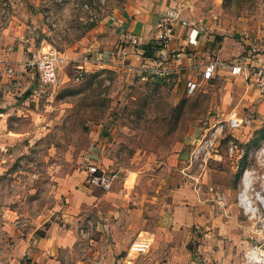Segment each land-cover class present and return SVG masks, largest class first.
Segmentation results:
<instances>
[{"label": "rangeland", "instance_id": "obj_1", "mask_svg": "<svg viewBox=\"0 0 264 264\" xmlns=\"http://www.w3.org/2000/svg\"><path fill=\"white\" fill-rule=\"evenodd\" d=\"M125 1L0 0V96H5L0 100L5 115L0 117V256L16 239L7 238L12 230L26 228L35 235L52 223H69L63 214L70 192H105L87 182L91 164L115 175L113 189L131 176L127 185L137 186L151 205L168 202L171 189L192 183L184 174L198 171L188 154L204 123L225 117L209 106L215 85L199 76L189 91L172 73L153 75L147 69L143 76L117 67H75L72 60L84 56L94 28L118 14ZM160 1L189 27L211 35V42L252 39L249 47L263 50L264 0ZM33 53L51 64L54 80L43 78L41 61L29 64ZM253 116L248 140H236L233 157L211 161L198 173L201 192L213 185L226 194L224 217L229 205L237 208L234 230L247 249L264 248V228L236 204L248 150L264 136V119ZM205 200L223 214L214 198L206 194ZM78 216L77 226L86 230L89 213L83 209ZM201 240H190V249ZM238 264H248L243 251Z\"/></svg>", "mask_w": 264, "mask_h": 264}, {"label": "crops", "instance_id": "obj_2", "mask_svg": "<svg viewBox=\"0 0 264 264\" xmlns=\"http://www.w3.org/2000/svg\"><path fill=\"white\" fill-rule=\"evenodd\" d=\"M165 9L159 0H126L118 14L94 28L96 35L88 41L84 56L72 60L73 64L90 69L117 67L143 76L147 69L151 72V67L161 65L186 85L196 83L198 76L213 82L215 91L209 106L218 116L237 109L264 119V98L242 75H232L228 66L249 55L252 39L211 42V35L189 27L184 20L186 25L175 22L173 39L161 49L158 21ZM261 45L263 50L255 62L264 64ZM213 61V77L202 78L204 67ZM2 112L0 117L5 116ZM248 136L246 128L236 132L240 142ZM130 179L125 176L120 187L101 193L90 189L70 192V207L63 214L69 223H52L35 235L26 228L8 232L7 238L16 239L2 248L5 253L2 250L0 264H238L240 253L245 255V241L234 230L239 225L234 205L228 206L229 215L224 217L226 214L206 203L205 192L197 194L191 183L171 189L168 202L151 205L137 186L127 185ZM83 209L90 217L86 230L77 226L82 216L74 217ZM140 232L151 235L152 246L147 254L129 263L125 252ZM194 238L202 240L190 249Z\"/></svg>", "mask_w": 264, "mask_h": 264}, {"label": "built area", "instance_id": "obj_3", "mask_svg": "<svg viewBox=\"0 0 264 264\" xmlns=\"http://www.w3.org/2000/svg\"><path fill=\"white\" fill-rule=\"evenodd\" d=\"M184 20L179 19V14L171 6L166 7L163 15L159 19L158 41L161 49L165 48L174 37V24ZM193 31H191L192 33ZM196 34V32H195ZM191 41V40H190ZM257 44L251 45L249 55L233 64H228L229 72L232 75H242L245 80L257 90L259 96L264 98V64L256 63L255 57L259 54ZM41 61L36 54H32L29 64L33 65ZM43 64V78L47 80L55 79L54 68L49 62ZM215 61L209 62L202 71V78L210 79L213 77ZM153 75L168 76L170 71L166 67L154 65L151 67ZM195 83H188L189 91L193 90ZM256 121L252 112L230 110L223 118H214L207 120L202 129L201 135L191 144L188 154V163L198 166V171L194 174L185 173L192 180L193 189L197 194L201 193L202 186L199 184V171L209 166L211 161L222 162L226 158H231L239 150L237 146L238 138L236 132L249 126ZM237 140V141H236ZM224 147V148H223ZM242 150L240 149V152ZM88 180L91 185L108 191L113 187L115 175L107 174L100 170L99 166L91 164L88 167ZM236 204L243 214L253 220L260 228H264V136L255 146L248 150L246 161L241 169V173L236 185ZM206 194L217 201L218 210L226 214L225 193L218 187L208 185ZM83 234V231L80 230ZM152 237L147 232H140L131 240L126 252L125 258L129 263L147 254L152 246ZM244 258L248 264H264V248L261 246H251L245 253Z\"/></svg>", "mask_w": 264, "mask_h": 264}, {"label": "bare ground", "instance_id": "obj_4", "mask_svg": "<svg viewBox=\"0 0 264 264\" xmlns=\"http://www.w3.org/2000/svg\"><path fill=\"white\" fill-rule=\"evenodd\" d=\"M181 24V23H180ZM50 54V53H49ZM155 61V60H154ZM11 81V80H10ZM200 176V175H199Z\"/></svg>", "mask_w": 264, "mask_h": 264}, {"label": "trees", "instance_id": "obj_5", "mask_svg": "<svg viewBox=\"0 0 264 264\" xmlns=\"http://www.w3.org/2000/svg\"><path fill=\"white\" fill-rule=\"evenodd\" d=\"M160 47V46H159Z\"/></svg>", "mask_w": 264, "mask_h": 264}]
</instances>
